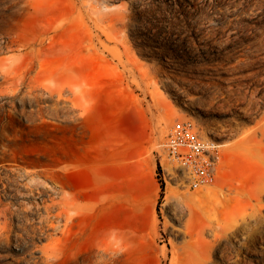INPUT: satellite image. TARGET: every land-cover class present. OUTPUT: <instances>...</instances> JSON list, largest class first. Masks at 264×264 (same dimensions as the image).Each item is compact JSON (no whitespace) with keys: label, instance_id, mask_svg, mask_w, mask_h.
<instances>
[{"label":"rangeland","instance_id":"rangeland-1","mask_svg":"<svg viewBox=\"0 0 264 264\" xmlns=\"http://www.w3.org/2000/svg\"><path fill=\"white\" fill-rule=\"evenodd\" d=\"M263 74L264 0H0V264H264Z\"/></svg>","mask_w":264,"mask_h":264},{"label":"built area","instance_id":"built-area-1","mask_svg":"<svg viewBox=\"0 0 264 264\" xmlns=\"http://www.w3.org/2000/svg\"><path fill=\"white\" fill-rule=\"evenodd\" d=\"M171 171L182 177L190 190L212 185L218 176L222 155L218 144L201 136L189 121H177L163 143Z\"/></svg>","mask_w":264,"mask_h":264},{"label":"bare ground","instance_id":"bare-ground-1","mask_svg":"<svg viewBox=\"0 0 264 264\" xmlns=\"http://www.w3.org/2000/svg\"><path fill=\"white\" fill-rule=\"evenodd\" d=\"M249 35V34H248ZM247 36V35H246ZM251 38V37H250ZM259 39V38H258ZM261 54V53H260ZM250 56V55H249ZM260 59V58H259ZM249 60V59H248ZM237 67V66H236ZM255 69V68H254ZM258 71V70H257ZM263 76H264V74H263ZM261 79V78H260ZM262 80V79H261ZM259 81V80H258ZM264 82V81H263ZM257 85V84H256ZM262 99V98H261Z\"/></svg>","mask_w":264,"mask_h":264}]
</instances>
